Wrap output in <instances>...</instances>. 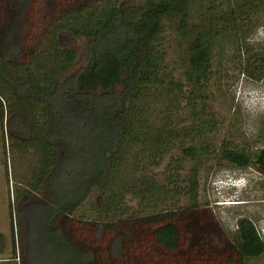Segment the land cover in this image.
I'll list each match as a JSON object with an SVG mask.
<instances>
[{
    "label": "trees",
    "instance_id": "obj_1",
    "mask_svg": "<svg viewBox=\"0 0 264 264\" xmlns=\"http://www.w3.org/2000/svg\"><path fill=\"white\" fill-rule=\"evenodd\" d=\"M44 1L52 0H5L0 29V116L6 109L7 124L25 138L19 144L36 156L26 192L50 190L18 212L32 264H131L127 253L150 241L178 264H247L264 255L248 218L218 251L196 225L201 171L256 164L264 172V147L252 155L212 136L224 122L223 33L242 39V73L264 79V48L243 40L264 0H53L59 12L39 33L46 14L34 13ZM71 39L84 41L82 57ZM154 197L175 205L149 213ZM85 205L101 214L89 219L98 223L95 237L84 235L83 215L70 217ZM54 217L70 228L51 226Z\"/></svg>",
    "mask_w": 264,
    "mask_h": 264
},
{
    "label": "rangeland",
    "instance_id": "obj_2",
    "mask_svg": "<svg viewBox=\"0 0 264 264\" xmlns=\"http://www.w3.org/2000/svg\"><path fill=\"white\" fill-rule=\"evenodd\" d=\"M5 6V0H0V29L7 19ZM57 8L53 0L37 4L34 13L38 16L36 18H43L40 14H46V19L36 21L39 33L48 22L53 21V15L59 12ZM258 17L259 22L256 27L243 40L247 46L264 48V10L258 14ZM221 41L224 54L221 56L219 73L221 94L217 109L224 118V122L212 136L216 142L225 138L226 141L234 142L238 146H246L248 152L253 155L259 148L264 147V79L250 78L242 73L243 56L238 46L242 39L236 40L232 34L226 32V34L223 33ZM70 44L78 51V56L82 57L84 41L71 39ZM17 130V126L14 129L7 124L6 109H4L3 118L0 116V233L2 234L0 264H32L31 249L29 248L27 255L23 252L24 249L27 252L24 238L26 225L23 215L18 212L20 206L36 203L50 194L47 186H43L36 192H26L25 187L36 171V156L33 149L30 147L25 149L21 146L22 144H19L24 136L21 137V132ZM9 142L14 143L16 154H10ZM130 158L131 153L130 156L128 154L125 157V162H130ZM4 165H7V171ZM129 169L122 170L120 172L122 175L117 176L125 179ZM233 170H237V167L228 164H212L206 168V171H201L204 180L199 189L198 208L203 210V216L196 225L201 227L203 239L214 251L223 250L226 243L233 241L237 222L241 218L250 219L264 238V172L259 170L256 164L238 169L235 175H241L243 179L240 182L241 185L233 183L235 186L232 187V180L227 178V174H231ZM171 201L167 199L163 203L161 199L154 197V201H150L148 212L156 209L164 211L167 207H173L175 204ZM169 203L173 204L168 205ZM178 211L175 209L173 213L178 215L180 213ZM95 214L96 212L88 210V206L85 205L70 217L78 218L83 215L84 235L90 234L91 237H95L98 223L89 220L101 218V214ZM52 225L67 229L71 226L70 221L64 220L63 217H54ZM100 234L102 233L99 230L98 235ZM67 239L77 248L84 247L81 241L78 238L74 239L70 233L67 234ZM101 250L104 254L105 251ZM127 254L126 258L131 264H178L173 257L154 246L151 241ZM247 264H264V255L250 259Z\"/></svg>",
    "mask_w": 264,
    "mask_h": 264
},
{
    "label": "clouds",
    "instance_id": "obj_3",
    "mask_svg": "<svg viewBox=\"0 0 264 264\" xmlns=\"http://www.w3.org/2000/svg\"><path fill=\"white\" fill-rule=\"evenodd\" d=\"M238 169H241V168H237V170H233V171H231V174H227V178H229V179H231L232 180V187L233 186H235V185H233V183H235V184H240V182H241V180L243 179V177L241 176V175H235L236 174V172H238L239 170ZM228 186H230L229 184H227ZM241 185V184H240ZM231 187V188H232Z\"/></svg>",
    "mask_w": 264,
    "mask_h": 264
},
{
    "label": "flooded vegetation",
    "instance_id": "obj_4",
    "mask_svg": "<svg viewBox=\"0 0 264 264\" xmlns=\"http://www.w3.org/2000/svg\"><path fill=\"white\" fill-rule=\"evenodd\" d=\"M7 130V129H6ZM7 137H8V135H7ZM8 148H10V154H12L13 153V150H12V143L10 144V142H9V145H8ZM5 166V165H4ZM237 167V166H236ZM5 168H6V171H7V165L5 166ZM237 168H240V167H237ZM6 174H8V172L6 173Z\"/></svg>",
    "mask_w": 264,
    "mask_h": 264
}]
</instances>
